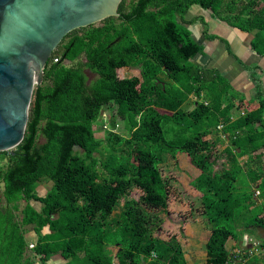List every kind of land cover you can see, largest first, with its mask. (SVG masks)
<instances>
[{
	"label": "trees",
	"instance_id": "1",
	"mask_svg": "<svg viewBox=\"0 0 264 264\" xmlns=\"http://www.w3.org/2000/svg\"><path fill=\"white\" fill-rule=\"evenodd\" d=\"M194 5L252 33V48L264 55V0H122L119 16L69 32L34 88L21 142L0 151V264H34L36 257L44 264L58 252L77 264H114L113 257L117 264H188L175 235H153L162 219L148 211L167 208L171 185L160 166L179 153L199 171L191 184L201 192L210 228L207 258L199 264H235L226 243L244 235L254 236L259 250L253 258L252 250H241L247 264H264L259 77L247 67L256 78L258 102L231 119L243 105L225 101L228 80L196 63L203 45L188 30L194 19L185 18ZM135 65L139 76H118L117 69ZM190 94L195 105L184 110ZM164 120L180 133L167 138ZM120 123L125 135L116 130ZM103 129L104 138L96 137ZM212 133L227 140L219 154ZM218 158L222 166L216 169ZM46 182L50 189L38 195L37 186ZM26 226L38 236L29 254Z\"/></svg>",
	"mask_w": 264,
	"mask_h": 264
},
{
	"label": "water",
	"instance_id": "2",
	"mask_svg": "<svg viewBox=\"0 0 264 264\" xmlns=\"http://www.w3.org/2000/svg\"><path fill=\"white\" fill-rule=\"evenodd\" d=\"M121 1L0 0V151L21 142L34 88L63 38L119 16Z\"/></svg>",
	"mask_w": 264,
	"mask_h": 264
},
{
	"label": "rangeland",
	"instance_id": "3",
	"mask_svg": "<svg viewBox=\"0 0 264 264\" xmlns=\"http://www.w3.org/2000/svg\"><path fill=\"white\" fill-rule=\"evenodd\" d=\"M129 1L131 0H127V2ZM97 24L98 23L95 25ZM117 74L119 77L139 76L140 66L133 68H119L117 69ZM89 75L90 78L94 77L91 73H89ZM182 108L185 109V104L182 105ZM188 108H191L190 103L186 106V109ZM103 114L106 116L105 113ZM162 123L167 138H173L180 133L178 127L172 122L164 120ZM116 130L122 135L126 134L123 124L121 125V123L117 126ZM106 131V129L97 131L95 132V136L103 139ZM39 140H41V138ZM105 153V151H101L99 158H103ZM219 153L220 150L216 152V154ZM6 162V159L2 160L1 165L5 167ZM221 164L222 159L218 158L215 168L219 169L222 166ZM160 168L164 179L171 185V192L166 209H148V211L157 214L162 219V223L156 228L153 235L161 239H168L170 235H175L182 245L187 263H202L207 258L205 242L210 234V228L207 219L202 213L199 194L190 184L191 180L198 176V173L195 168L192 167L189 159L186 158L184 153H180L175 159L167 157L161 164ZM50 187L51 182L42 184L40 189L37 188L38 195L43 196L45 191L50 189ZM2 189L3 187L0 185V209L5 207V202L1 195ZM139 193L138 190H134L132 196H138ZM24 204L25 203L21 201L18 205L19 208L16 211V216L18 218L22 215L21 209L24 207ZM31 204L36 209H39V202L31 201ZM118 211L119 210L116 209L113 213H117ZM26 229H32V227L26 226ZM240 241L239 244L230 239L226 243V248L230 251L231 255L235 256V264H247L248 259L242 256L243 253L241 250H252L253 252L249 255L253 258V255L259 253V250L257 249L258 241H256L255 237L251 235H244ZM109 250L114 254L117 251V248L115 246H110ZM113 262L114 264H117L115 257H113Z\"/></svg>",
	"mask_w": 264,
	"mask_h": 264
},
{
	"label": "crops",
	"instance_id": "4",
	"mask_svg": "<svg viewBox=\"0 0 264 264\" xmlns=\"http://www.w3.org/2000/svg\"><path fill=\"white\" fill-rule=\"evenodd\" d=\"M185 18L189 21L194 19L193 22L188 25V27L193 30V33H191L192 37L203 45V51L197 57L196 63L204 68L216 69L223 77L228 80L230 84V90L224 97L225 101H232L234 103H238L241 106L243 105V107L239 110L233 109L231 119L237 118L239 115H241V113L248 111L252 106L257 105L258 101L255 97L256 78L250 75V68L255 67L254 71L259 77V90L264 97V55L258 54L252 48L251 41L253 39V34L243 32L235 28L227 21L213 16L210 10H204L198 5L192 6ZM207 33L215 35L216 38L213 40L206 39ZM247 67L250 68L247 69ZM195 101L196 97L193 94H190L189 98L183 103L185 104L184 110H191L195 105ZM189 103L191 104V108L186 109V106ZM214 134L215 133H212L211 138L218 141L215 150L216 152L219 150L222 151L227 145V140L222 135L217 137ZM262 153V159L264 161V149L262 150ZM185 156L188 159L187 155ZM241 159L244 160L245 156L241 157ZM195 170L199 174V171L196 168ZM42 184L44 183H40L37 188L40 189ZM47 191L48 190L45 191V194ZM195 191L200 197L201 192H199L197 189H195ZM259 192L260 191L256 189L255 195H259ZM40 208L41 204L39 206V209ZM48 232L49 230L47 227H45L43 234ZM24 236L28 244L29 254V247L31 248V245L35 244L38 236L33 229H26ZM34 264L42 263L38 257H36ZM44 264L77 263L72 262L70 258H65L61 252H58L45 261Z\"/></svg>",
	"mask_w": 264,
	"mask_h": 264
},
{
	"label": "flooded vegetation",
	"instance_id": "5",
	"mask_svg": "<svg viewBox=\"0 0 264 264\" xmlns=\"http://www.w3.org/2000/svg\"><path fill=\"white\" fill-rule=\"evenodd\" d=\"M123 67H131V68H133V67H138V65H135V66H123ZM123 77H125V76H123Z\"/></svg>",
	"mask_w": 264,
	"mask_h": 264
},
{
	"label": "built area",
	"instance_id": "6",
	"mask_svg": "<svg viewBox=\"0 0 264 264\" xmlns=\"http://www.w3.org/2000/svg\"><path fill=\"white\" fill-rule=\"evenodd\" d=\"M54 60H56V59H54ZM104 115V114H103ZM105 116V115H104ZM219 127H221V125H219ZM104 128H106V126H104Z\"/></svg>",
	"mask_w": 264,
	"mask_h": 264
}]
</instances>
